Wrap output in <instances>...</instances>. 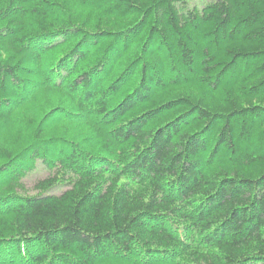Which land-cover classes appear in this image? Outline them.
Wrapping results in <instances>:
<instances>
[{
    "label": "trees",
    "instance_id": "obj_1",
    "mask_svg": "<svg viewBox=\"0 0 264 264\" xmlns=\"http://www.w3.org/2000/svg\"><path fill=\"white\" fill-rule=\"evenodd\" d=\"M190 1L0 0V264H264V0Z\"/></svg>",
    "mask_w": 264,
    "mask_h": 264
},
{
    "label": "rangeland",
    "instance_id": "obj_2",
    "mask_svg": "<svg viewBox=\"0 0 264 264\" xmlns=\"http://www.w3.org/2000/svg\"><path fill=\"white\" fill-rule=\"evenodd\" d=\"M213 0H191L189 2L190 7H197L201 8L203 5L207 2H210ZM48 175V171L42 166L37 167L35 171H32L26 175V177L23 179V183L27 190L32 192V188L35 184V182L43 177ZM64 188H61L60 190L55 191V193L59 194Z\"/></svg>",
    "mask_w": 264,
    "mask_h": 264
}]
</instances>
